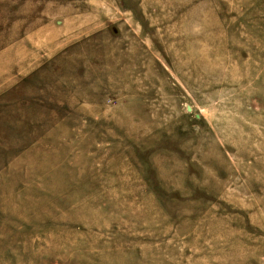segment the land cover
Here are the masks:
<instances>
[{"label":"rangeland","instance_id":"1","mask_svg":"<svg viewBox=\"0 0 264 264\" xmlns=\"http://www.w3.org/2000/svg\"><path fill=\"white\" fill-rule=\"evenodd\" d=\"M0 264H264V0H0Z\"/></svg>","mask_w":264,"mask_h":264}]
</instances>
